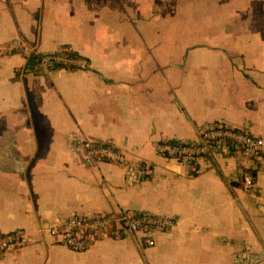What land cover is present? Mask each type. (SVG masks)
Segmentation results:
<instances>
[{
  "label": "crops",
  "instance_id": "crops-1",
  "mask_svg": "<svg viewBox=\"0 0 264 264\" xmlns=\"http://www.w3.org/2000/svg\"><path fill=\"white\" fill-rule=\"evenodd\" d=\"M63 46L89 68L31 60ZM217 122L264 139V0H0V232L29 234L0 264H236L246 248L264 260V208L242 185L240 153L211 150L193 174L156 151ZM84 138L151 173L82 163ZM257 172L264 199V152ZM125 210L176 223L152 246L102 236L84 252L45 230Z\"/></svg>",
  "mask_w": 264,
  "mask_h": 264
},
{
  "label": "built area",
  "instance_id": "built-area-1",
  "mask_svg": "<svg viewBox=\"0 0 264 264\" xmlns=\"http://www.w3.org/2000/svg\"><path fill=\"white\" fill-rule=\"evenodd\" d=\"M36 68L47 71L53 68L88 69V61L69 46L56 51L39 53L36 57ZM200 141H179L166 139L157 141L156 151L161 155L181 161L190 167L193 174L200 172L198 161L207 156L209 151L229 153L237 150L247 162L242 171L241 182L245 190L260 199L264 208V199L257 192L258 167L264 152V139L252 133L248 128H238L224 122H217L202 129ZM79 154L82 163L94 165L101 161L113 162L122 166L137 169L139 176L151 173L148 164L129 162L125 154L110 141L84 138L80 141ZM131 176V174H130ZM176 221L173 217L150 211L125 210L119 214H73L58 222L48 223L45 227L48 235L63 246L75 252L89 250L98 238L105 236L111 239H122L129 234L140 235L142 245L155 244L153 234L170 231ZM29 242V234L24 229L0 232V255ZM264 260L254 255L249 248L236 254V264H263Z\"/></svg>",
  "mask_w": 264,
  "mask_h": 264
},
{
  "label": "trees",
  "instance_id": "trees-1",
  "mask_svg": "<svg viewBox=\"0 0 264 264\" xmlns=\"http://www.w3.org/2000/svg\"><path fill=\"white\" fill-rule=\"evenodd\" d=\"M36 57H37V56H35V55H32V59H31V60H33V61H35V62H36V60H35V59H36Z\"/></svg>",
  "mask_w": 264,
  "mask_h": 264
}]
</instances>
